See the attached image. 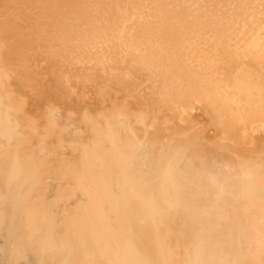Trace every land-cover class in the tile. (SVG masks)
<instances>
[{"label": "bare ground", "instance_id": "obj_1", "mask_svg": "<svg viewBox=\"0 0 264 264\" xmlns=\"http://www.w3.org/2000/svg\"><path fill=\"white\" fill-rule=\"evenodd\" d=\"M0 264H264V0H0Z\"/></svg>", "mask_w": 264, "mask_h": 264}, {"label": "rangeland", "instance_id": "obj_2", "mask_svg": "<svg viewBox=\"0 0 264 264\" xmlns=\"http://www.w3.org/2000/svg\"><path fill=\"white\" fill-rule=\"evenodd\" d=\"M210 128V127H209ZM211 132H213L214 130L212 129V130H210ZM211 132H210V134H211Z\"/></svg>", "mask_w": 264, "mask_h": 264}]
</instances>
